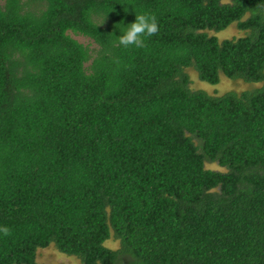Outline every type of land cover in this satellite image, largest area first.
<instances>
[{
  "label": "trees",
  "instance_id": "trees-1",
  "mask_svg": "<svg viewBox=\"0 0 264 264\" xmlns=\"http://www.w3.org/2000/svg\"><path fill=\"white\" fill-rule=\"evenodd\" d=\"M0 226V264H264V0H0Z\"/></svg>",
  "mask_w": 264,
  "mask_h": 264
},
{
  "label": "rangeland",
  "instance_id": "rangeland-1",
  "mask_svg": "<svg viewBox=\"0 0 264 264\" xmlns=\"http://www.w3.org/2000/svg\"><path fill=\"white\" fill-rule=\"evenodd\" d=\"M216 35L220 40L237 38L244 35V31H240L236 24H231L226 29L216 32ZM80 41L88 42L89 39L86 37H79ZM94 46V45H93ZM190 75H192L194 81L192 83L195 88H202L210 94L222 95L229 90L242 91L246 85L240 81L232 80L225 75L221 76V81L218 84H211L203 81L199 78L198 72L195 69H188ZM212 167H216L213 165ZM105 245L108 247H119L120 243L118 240L113 238L107 240ZM38 264H83L80 258L72 255H67L59 251L54 244H51L47 248H40L37 252Z\"/></svg>",
  "mask_w": 264,
  "mask_h": 264
},
{
  "label": "clouds",
  "instance_id": "clouds-1",
  "mask_svg": "<svg viewBox=\"0 0 264 264\" xmlns=\"http://www.w3.org/2000/svg\"><path fill=\"white\" fill-rule=\"evenodd\" d=\"M116 27L122 32L120 36H115L116 43L125 48L135 47L137 49L144 48L146 39L156 35L159 30L156 16L147 12L136 13L134 22L125 26L121 21ZM0 233L8 236L11 230L7 226H0Z\"/></svg>",
  "mask_w": 264,
  "mask_h": 264
},
{
  "label": "water",
  "instance_id": "water-1",
  "mask_svg": "<svg viewBox=\"0 0 264 264\" xmlns=\"http://www.w3.org/2000/svg\"><path fill=\"white\" fill-rule=\"evenodd\" d=\"M135 264H138V263H135Z\"/></svg>",
  "mask_w": 264,
  "mask_h": 264
}]
</instances>
